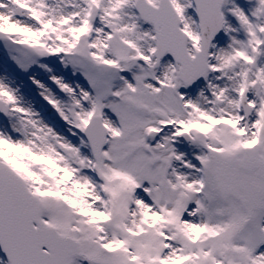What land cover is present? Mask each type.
<instances>
[{
	"label": "snow or ice",
	"instance_id": "obj_1",
	"mask_svg": "<svg viewBox=\"0 0 264 264\" xmlns=\"http://www.w3.org/2000/svg\"><path fill=\"white\" fill-rule=\"evenodd\" d=\"M0 264H264V0H0Z\"/></svg>",
	"mask_w": 264,
	"mask_h": 264
}]
</instances>
